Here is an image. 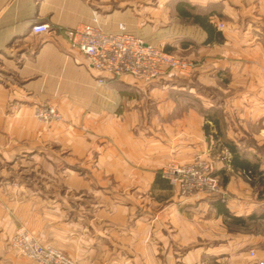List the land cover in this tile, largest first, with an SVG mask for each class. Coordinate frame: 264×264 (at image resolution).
<instances>
[{
	"label": "crops",
	"instance_id": "1",
	"mask_svg": "<svg viewBox=\"0 0 264 264\" xmlns=\"http://www.w3.org/2000/svg\"><path fill=\"white\" fill-rule=\"evenodd\" d=\"M163 4L0 0V264H33L9 245L19 227L76 264L264 263L263 200L245 213L228 201L233 216L255 217L253 236H241L215 199L180 197L160 176L168 162L212 149L202 109L220 110L223 138L250 162L256 155L264 172L252 146L264 144V0ZM177 6L210 15L223 42L204 45L205 33ZM93 19L107 34L123 25L161 50H188L197 69L170 83L101 74L61 32ZM40 24L49 31L33 33ZM35 104L63 120L39 123Z\"/></svg>",
	"mask_w": 264,
	"mask_h": 264
},
{
	"label": "built area",
	"instance_id": "2",
	"mask_svg": "<svg viewBox=\"0 0 264 264\" xmlns=\"http://www.w3.org/2000/svg\"><path fill=\"white\" fill-rule=\"evenodd\" d=\"M221 27L218 25L219 29ZM119 30L118 34H107L98 26L97 20L93 19L92 24H81L61 32L69 39L71 47L83 55L91 69L113 79L126 76L137 82H174L189 78L197 69L195 61L147 44L142 39L125 33L123 25H119ZM31 31L35 34L45 33L49 31V26L35 25ZM98 82L103 84L104 79H99ZM17 107V104H13L10 109L15 111ZM32 116L44 125L63 120L58 110L49 104H35ZM160 176L177 189L180 197L211 195L218 190L211 166L198 157L189 163L168 162L162 168ZM10 244L19 255L33 264H76L55 248L41 245L22 227L15 231ZM250 255L253 257L254 252H250Z\"/></svg>",
	"mask_w": 264,
	"mask_h": 264
},
{
	"label": "rangeland",
	"instance_id": "3",
	"mask_svg": "<svg viewBox=\"0 0 264 264\" xmlns=\"http://www.w3.org/2000/svg\"><path fill=\"white\" fill-rule=\"evenodd\" d=\"M121 1H124V0H117V3L121 2ZM132 1L135 3H138L141 1H149L151 4L154 3L155 5H159L160 3L161 4L164 3V2H162L163 0H132ZM177 2H178V0L167 1L163 4V7L167 8L168 11L172 10L174 5ZM125 17H126V15H125ZM170 53L173 55H176L180 58H183V59H190V53L188 52V50L183 51V50H179V49H176V50L173 49L172 51H170ZM190 77H192V76H190ZM189 78H187V79H189ZM221 80L224 83L226 79H224L222 77ZM158 81L166 82L165 80H158ZM177 81H181V80H177ZM219 111L220 110H215V109H207L206 111H204L202 109L203 114L208 113L210 116L216 114L218 120L220 121L219 116H221V115H220ZM221 121H222V123H221L222 128H225V122H224L223 117L221 118ZM219 141L222 142V140H219ZM219 141L213 142L212 149L207 153V155L204 158H201V159L205 160L207 163H209V165L211 166L212 171H213V175L216 178V183H217V188H218V190L215 194L206 195V197L213 198L215 200L220 199V201L225 206L228 204L229 200H232V202H236L237 200L241 201V213H245L249 209H252L254 198H257V201H261V200L264 201V194H262V195L260 194L261 193L260 192L261 186H259V181H257V179L253 180V181H251V180L249 181L246 178H244V176H242V174L240 172H235V171H232L230 169L229 161H230L231 156L228 153V151L221 146L222 144ZM252 146H254L257 149L259 148V150H261L260 151L261 156H262V158H264V144L262 146H256V145L252 144ZM239 153L242 157L245 156L244 153H241V146L239 149ZM247 158L253 162L258 161V158L256 155H248ZM217 168H221L224 170H222L223 171L222 173H218L216 170ZM263 175H264V172H263ZM223 177H226L228 179L225 186L222 185ZM252 212L253 211H251L250 213H252ZM241 217L244 218V216H241ZM227 227L231 230V233H241V236L245 235V236L251 237V236H253L254 231H255V224L252 221H247V223L243 226H236V225L229 223L227 225ZM260 228L264 231V226L260 227ZM10 240H11V238H10ZM10 240H9V245L12 248V246L10 244ZM14 251H16V250H14ZM249 252H252V250H250Z\"/></svg>",
	"mask_w": 264,
	"mask_h": 264
},
{
	"label": "trees",
	"instance_id": "4",
	"mask_svg": "<svg viewBox=\"0 0 264 264\" xmlns=\"http://www.w3.org/2000/svg\"><path fill=\"white\" fill-rule=\"evenodd\" d=\"M181 8L182 7L177 6V11L179 15H182L188 18V20H191L194 25H197L205 33L206 39L203 42L204 45L223 42V37L221 33L217 31V29L210 22V15H195L188 12H182L181 10L183 9ZM165 52L170 53L169 51ZM204 120L205 124L203 125V131L206 140L209 141L210 138H212V140L214 141L222 140V142L219 141L222 144L221 146L225 148L231 156L229 161L231 170L235 172H240L242 176H244V178L249 181L257 179V181H259V186H261L260 194H264V175L263 171L260 170L259 164L250 162L249 160L242 157L236 145L223 138L219 120L216 114L210 116L208 113H206L204 114ZM210 124L212 126H210ZM211 129H214L215 132L211 133ZM227 181L228 179L226 177H223L222 185L225 186ZM213 205L219 214H222L227 217L229 223L236 226H243L247 221H252L255 218L253 214L249 215L247 218L233 216L225 207V205H223L220 199L216 200ZM262 217L264 218V216Z\"/></svg>",
	"mask_w": 264,
	"mask_h": 264
}]
</instances>
